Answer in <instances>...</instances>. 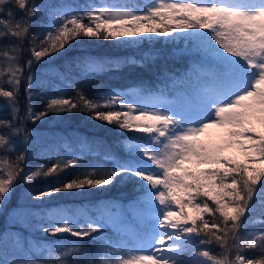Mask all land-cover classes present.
Instances as JSON below:
<instances>
[{"label":"snow or ice","instance_id":"6c2138e0","mask_svg":"<svg viewBox=\"0 0 264 264\" xmlns=\"http://www.w3.org/2000/svg\"><path fill=\"white\" fill-rule=\"evenodd\" d=\"M44 15L48 24L41 36L32 32V21ZM177 37L194 43L211 61L209 68L193 63L187 70L185 79L195 74L200 82L179 106L162 94L131 88L109 90L99 100L79 89L71 97L58 92L46 98L42 109L35 108L34 89L48 82L37 77V65L66 55L73 41L130 45L161 38L170 43ZM4 40L14 44L0 51L6 64L0 66V100L10 117L0 118V152L6 153L0 155V209L19 182L33 201L128 182L142 192L131 202V220L108 204L96 215L65 206L36 212L44 235L77 238L76 246H63L60 264H264V229L246 232L247 224H264V0H148L131 6L0 0ZM25 52L28 57L21 62ZM158 55L145 52L140 59L123 61L90 58L85 63L91 72L142 68ZM81 63L82 58L72 57L63 71L50 66L42 75L67 83L66 74ZM84 111L128 134L123 155H105L110 168L82 170L57 182L78 163L59 153L54 163L25 168L29 121ZM37 179L52 182L30 187ZM85 238L94 241V249L79 243ZM45 247L49 254L58 250Z\"/></svg>","mask_w":264,"mask_h":264},{"label":"trees","instance_id":"16d2710c","mask_svg":"<svg viewBox=\"0 0 264 264\" xmlns=\"http://www.w3.org/2000/svg\"><path fill=\"white\" fill-rule=\"evenodd\" d=\"M42 2L51 5L91 3L131 6L143 5L148 0H42ZM47 24L48 16H40L32 21L31 30L43 36ZM13 44L12 40L0 41V51L6 50ZM157 51L159 52L157 58L152 61L149 57L146 66L142 68L125 66L119 70L91 72L85 63L90 58L103 57L120 58L121 61L130 58L140 59L145 52L155 54ZM27 57L28 53H23L21 62ZM72 57L82 58V63L81 67L73 66L71 73L66 74L67 83L53 74L42 75V70L50 66L63 71L66 60ZM193 63H200L206 68L211 67V61L206 60L202 53L195 50L194 43L190 44L179 37L170 43L164 42L161 38L155 42L145 40L141 44L140 41H132L130 45H124L122 41L117 43L108 40L77 39L73 41L66 55L57 54V59L52 60L50 64L37 65V77L46 79L48 82L44 86L34 89L37 94L34 105L36 109H42L46 98L56 97L58 92L71 97L79 89L88 97L99 100L100 94H106L112 89L143 88L153 95L162 94L165 99L179 106L183 103L184 98L194 90L192 80L198 76L194 74L185 79V74ZM0 66L6 67L3 57H0ZM129 94L131 95V92ZM18 99L21 108H23L26 104L23 86H21ZM99 102L103 104V100ZM3 104L4 102L0 100V118H10L9 110L7 107H3ZM26 127L31 133V145L25 163L26 169L32 170L46 163H54L57 153L65 159H67V155L69 158L78 159L76 165L56 178L57 182L67 181L82 170L90 171L94 167L100 171L106 170L111 167V161L105 160V155L109 153L123 155L127 151L123 141L128 138V134L121 133L114 125L93 119L87 111L60 115L50 114L39 122L29 121ZM74 153L75 156L71 157L70 154ZM3 154L6 153L0 152V155ZM48 154L53 156L52 160L42 158ZM51 182V180L37 179L30 187L37 188ZM25 187L23 182L17 183L7 204L0 209V259H3L4 251L12 247L10 245L13 242L14 234L20 237H14L16 242H23V249L27 255L22 252V257L25 256V261L23 260L22 263L25 264H28V256L37 262L43 261L44 264H60L61 256L53 253L52 256L47 255L48 251L45 246L50 248L55 245L60 250L64 245L74 247L77 244V238L67 234L60 237L44 235L38 230V224L41 221L35 215L36 212L43 213L58 206H65L72 209L83 207L91 215H96L105 204L130 205L137 196L142 195L135 183L128 182L116 184L107 189L64 192L42 201H33L26 196ZM259 212L260 206L257 205V213ZM249 219L251 220L253 217L250 216ZM45 220H47V216H45ZM261 229H264V224L246 225V232H258ZM36 231L39 233L36 234ZM111 231L108 229L109 233ZM79 243L89 248H95L94 241L89 238H85ZM71 259L74 260L77 257L72 256Z\"/></svg>","mask_w":264,"mask_h":264},{"label":"rangeland","instance_id":"374dc122","mask_svg":"<svg viewBox=\"0 0 264 264\" xmlns=\"http://www.w3.org/2000/svg\"><path fill=\"white\" fill-rule=\"evenodd\" d=\"M204 79H207V77H205ZM70 156L73 157V156H75V154H70ZM66 158H69V156L67 155ZM113 211L120 214L121 216L127 218L128 220L132 219L131 203H130V205L119 204V205L115 206V208H113ZM109 229H111V228H109ZM32 231H33V229H32ZM35 233L38 234L39 232L36 231ZM62 249H64V248L61 247V249L58 250V252H52V253L54 255H57V254L60 255V253L63 252ZM22 252L26 254L25 250L23 249V242L22 241L15 242L14 246H12L9 249L4 251V253L2 255L3 259H0V264H4L5 261L9 262V264H25V263H22L23 260L25 261V256L22 257ZM46 254L52 256L51 254H49V252H47ZM44 256H46V255H44ZM28 264H44V262L43 261L37 262L35 260H32V258H30L28 256Z\"/></svg>","mask_w":264,"mask_h":264}]
</instances>
